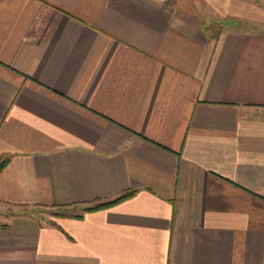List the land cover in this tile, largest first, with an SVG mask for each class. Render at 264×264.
Here are the masks:
<instances>
[{"label": "crops", "instance_id": "1", "mask_svg": "<svg viewBox=\"0 0 264 264\" xmlns=\"http://www.w3.org/2000/svg\"><path fill=\"white\" fill-rule=\"evenodd\" d=\"M4 159L0 264H264V0H0Z\"/></svg>", "mask_w": 264, "mask_h": 264}, {"label": "trees", "instance_id": "2", "mask_svg": "<svg viewBox=\"0 0 264 264\" xmlns=\"http://www.w3.org/2000/svg\"><path fill=\"white\" fill-rule=\"evenodd\" d=\"M8 163H9V159H4V160L0 161V172L7 166ZM133 195H134V191L125 192L124 194L117 197L116 199L108 201V202H102V203H99L96 205H85L84 211L89 212V211L107 208V207H110V206H112V205H114V204H116L122 200L128 199V198L132 197Z\"/></svg>", "mask_w": 264, "mask_h": 264}]
</instances>
